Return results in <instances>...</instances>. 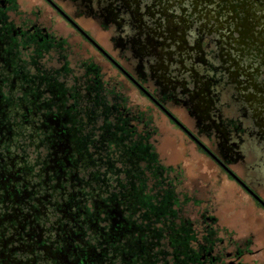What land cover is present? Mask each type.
<instances>
[{
	"label": "flooded vegetation",
	"instance_id": "obj_1",
	"mask_svg": "<svg viewBox=\"0 0 264 264\" xmlns=\"http://www.w3.org/2000/svg\"><path fill=\"white\" fill-rule=\"evenodd\" d=\"M152 113L242 190L246 235L176 223ZM0 264H264V0H0Z\"/></svg>",
	"mask_w": 264,
	"mask_h": 264
},
{
	"label": "rangeland",
	"instance_id": "obj_2",
	"mask_svg": "<svg viewBox=\"0 0 264 264\" xmlns=\"http://www.w3.org/2000/svg\"><path fill=\"white\" fill-rule=\"evenodd\" d=\"M85 49L79 47V51H75L80 60L89 56V51L86 53ZM128 97L136 106L138 105L139 109L153 110L134 89L128 91ZM152 115V127L159 132V136L154 135L152 140L156 144L161 164L170 168L167 175L162 173L163 175L159 178L161 180L172 177L173 181L171 186L165 185L159 191L174 190L177 194L176 223L179 222V217L189 219L193 222L195 234L200 238L203 233L205 234V223L201 220V214L204 213L214 217L216 236L222 235L227 239L228 235L233 238L246 235L243 233H247L245 230L248 227L251 228V218L257 219L258 215L251 214V203L243 195L242 190L193 145L183 141V137L178 135V130L176 128L174 130L173 125L166 118L158 117L153 113ZM100 170L103 172V167ZM144 175L149 186H152L158 178L153 177L152 173L146 169H144ZM129 215L133 219L139 217V214L135 212ZM256 223H258L257 220ZM206 233L211 236L214 232L209 230Z\"/></svg>",
	"mask_w": 264,
	"mask_h": 264
}]
</instances>
